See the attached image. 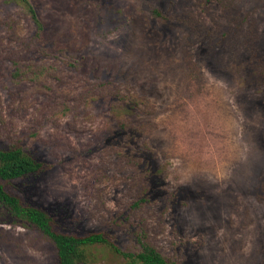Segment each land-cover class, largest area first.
<instances>
[{
  "label": "rangeland",
  "instance_id": "rangeland-1",
  "mask_svg": "<svg viewBox=\"0 0 264 264\" xmlns=\"http://www.w3.org/2000/svg\"><path fill=\"white\" fill-rule=\"evenodd\" d=\"M0 0V146L62 230L177 264H264V0ZM81 264H128L99 245ZM0 206V264H57Z\"/></svg>",
  "mask_w": 264,
  "mask_h": 264
},
{
  "label": "trees",
  "instance_id": "trees-1",
  "mask_svg": "<svg viewBox=\"0 0 264 264\" xmlns=\"http://www.w3.org/2000/svg\"><path fill=\"white\" fill-rule=\"evenodd\" d=\"M30 11L38 32L42 22L29 0H15ZM52 167L49 162L38 159L18 142L10 147L0 146V206L18 222L39 229L51 239L57 249V264H81L95 256L90 250L102 245L124 257L128 264H177L175 260L163 255L149 240L146 231L136 232L134 241L137 251L123 249L118 235L110 230H96L87 233L62 230L56 216L40 206L24 199L16 191L18 179L38 175ZM91 256V257H90Z\"/></svg>",
  "mask_w": 264,
  "mask_h": 264
}]
</instances>
